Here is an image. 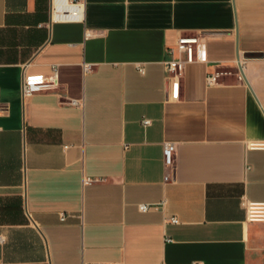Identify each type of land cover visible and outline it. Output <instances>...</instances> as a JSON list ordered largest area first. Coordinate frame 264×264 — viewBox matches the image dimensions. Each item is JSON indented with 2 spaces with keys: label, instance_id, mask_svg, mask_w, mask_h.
<instances>
[{
  "label": "crops",
  "instance_id": "0c3cea01",
  "mask_svg": "<svg viewBox=\"0 0 264 264\" xmlns=\"http://www.w3.org/2000/svg\"><path fill=\"white\" fill-rule=\"evenodd\" d=\"M54 1L0 0V264H264L241 204L264 201V59L241 61L257 97L235 69L264 54V0H73L81 21ZM182 35L207 60L175 99ZM55 65L59 90L24 97Z\"/></svg>",
  "mask_w": 264,
  "mask_h": 264
},
{
  "label": "built area",
  "instance_id": "2783aa9c",
  "mask_svg": "<svg viewBox=\"0 0 264 264\" xmlns=\"http://www.w3.org/2000/svg\"><path fill=\"white\" fill-rule=\"evenodd\" d=\"M70 2V4H67ZM54 1V13H58L60 18H54L67 21H81L84 19L85 4L82 1ZM62 14V15H61ZM167 52L170 56L168 60L164 62L165 72L168 84L172 90L173 98L180 99L183 90V79L185 76L186 67L188 64L195 62H203L207 60V45L204 39L199 36L182 35L177 41L175 47H168ZM178 55V56H177ZM92 64H86L85 70L90 71ZM54 74L51 77H45L42 75H24L22 81V94L24 97H30L37 93L42 92H57L60 88V82L58 79L57 66L53 67ZM141 73L144 72V68L140 67ZM224 72L216 71L210 73L207 77L209 85L219 83V78ZM239 78L243 79L239 72ZM72 104L78 105L79 101L73 100ZM145 124L149 123V120H144ZM253 149H264V142L252 143ZM177 146L174 142H166L163 149L164 162L166 169L173 170L175 167V152ZM173 178L171 173H166L165 181H171ZM106 179H92L88 178L87 182L105 181ZM242 206L247 212V219L250 222H262L264 223V201H252L246 197H242ZM152 205L140 204L141 211H148ZM64 219V217H62ZM171 221L178 222L177 217H172ZM4 241V237L0 236V243ZM94 264V263H85Z\"/></svg>",
  "mask_w": 264,
  "mask_h": 264
},
{
  "label": "water",
  "instance_id": "95a60500",
  "mask_svg": "<svg viewBox=\"0 0 264 264\" xmlns=\"http://www.w3.org/2000/svg\"><path fill=\"white\" fill-rule=\"evenodd\" d=\"M263 56H264V54H262V53H250V54L245 55V57H247V58L263 57ZM238 66H239V70H240L242 78L244 79V81H246V83L248 84L249 88L251 89V91L253 92L255 97H257L255 92H254V90H253V88H252V86H251V84H250V82H249V79L246 76V73L244 71V67H243V64L241 62V57L240 56H239V59H238Z\"/></svg>",
  "mask_w": 264,
  "mask_h": 264
},
{
  "label": "rangeland",
  "instance_id": "374dc122",
  "mask_svg": "<svg viewBox=\"0 0 264 264\" xmlns=\"http://www.w3.org/2000/svg\"><path fill=\"white\" fill-rule=\"evenodd\" d=\"M244 59H264V56L263 57H252V58L243 57V59H241V61L244 62ZM263 65H264V60H263ZM235 69L239 73V68L236 67Z\"/></svg>",
  "mask_w": 264,
  "mask_h": 264
},
{
  "label": "bare ground",
  "instance_id": "6f19581e",
  "mask_svg": "<svg viewBox=\"0 0 264 264\" xmlns=\"http://www.w3.org/2000/svg\"><path fill=\"white\" fill-rule=\"evenodd\" d=\"M67 3V2H66ZM67 4H70V2H68ZM57 15V18H60V15L58 13H55ZM62 15V14H61ZM245 71V70H244Z\"/></svg>",
  "mask_w": 264,
  "mask_h": 264
}]
</instances>
